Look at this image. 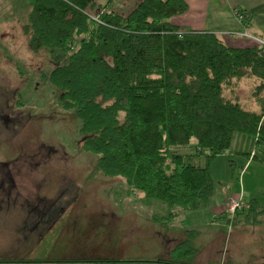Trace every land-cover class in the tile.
I'll return each instance as SVG.
<instances>
[{
  "label": "trees",
  "instance_id": "16d2710c",
  "mask_svg": "<svg viewBox=\"0 0 264 264\" xmlns=\"http://www.w3.org/2000/svg\"><path fill=\"white\" fill-rule=\"evenodd\" d=\"M119 1L28 0L25 33L33 50L51 49L46 78L75 109L95 169L171 208L196 210L211 202L214 179L188 158L224 153L238 132L264 145V46L233 47L215 32L174 25L185 0H135L126 11ZM247 83L248 107L237 93ZM194 139L195 153L179 152ZM185 250L196 251L190 239L157 262L180 264Z\"/></svg>",
  "mask_w": 264,
  "mask_h": 264
},
{
  "label": "rangeland",
  "instance_id": "374dc122",
  "mask_svg": "<svg viewBox=\"0 0 264 264\" xmlns=\"http://www.w3.org/2000/svg\"><path fill=\"white\" fill-rule=\"evenodd\" d=\"M134 2L120 0L118 7L126 11L127 4ZM30 11L28 0H0V205L16 202L15 190L29 179L28 171L38 172L43 166L59 174L61 162L78 168L77 175L89 188L88 169L99 159L82 147L84 136L75 109L64 107L61 92L46 78L55 67L51 49L36 51L30 45L24 27ZM258 41L264 46L263 38ZM249 86L237 91L247 107L252 104ZM232 141L224 153L209 160L199 154L188 158L194 165L208 166L214 179L211 202L196 210L171 208L164 201L148 198L132 190L121 176H106L104 182L95 170L91 180L96 190L122 215L113 235L132 244L120 245L117 256L111 255L122 264H165L157 261L171 258L176 245L188 238L196 253H179L180 264H264V145H258L251 134L239 132ZM191 142L179 152L195 153L197 142ZM227 189L248 192L257 200L253 210L247 207L238 214L237 222H231L237 214L225 215ZM176 210L180 211L178 218L172 215Z\"/></svg>",
  "mask_w": 264,
  "mask_h": 264
},
{
  "label": "crops",
  "instance_id": "0c3cea01",
  "mask_svg": "<svg viewBox=\"0 0 264 264\" xmlns=\"http://www.w3.org/2000/svg\"><path fill=\"white\" fill-rule=\"evenodd\" d=\"M185 1L188 10L170 18L185 31L215 32L233 47L251 46L264 39V0ZM236 11L248 19L241 20ZM59 164V174L43 166L38 172L28 171L29 179L15 190L16 202L0 205V264H122L115 259L118 247L132 244H127V238L113 235L122 215L109 198L101 197L96 190L97 184L91 180L96 165L85 176L87 188L84 178L77 175L78 168ZM101 178L107 181L104 175ZM229 190L223 200L224 210L230 195L236 193ZM244 194L247 208L252 198L248 192ZM179 215L176 210L173 216ZM239 216L231 222H237Z\"/></svg>",
  "mask_w": 264,
  "mask_h": 264
},
{
  "label": "built area",
  "instance_id": "2783aa9c",
  "mask_svg": "<svg viewBox=\"0 0 264 264\" xmlns=\"http://www.w3.org/2000/svg\"><path fill=\"white\" fill-rule=\"evenodd\" d=\"M236 16L241 20H244V15L240 11H236ZM247 204V196H245L244 192L241 194H231L226 206V212L229 215H235L237 212L242 211V209L246 208Z\"/></svg>",
  "mask_w": 264,
  "mask_h": 264
}]
</instances>
